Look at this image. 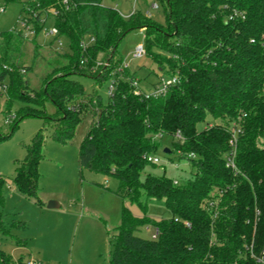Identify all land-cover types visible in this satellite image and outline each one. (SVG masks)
Returning a JSON list of instances; mask_svg holds the SVG:
<instances>
[{
	"label": "trees",
	"instance_id": "16d2710c",
	"mask_svg": "<svg viewBox=\"0 0 264 264\" xmlns=\"http://www.w3.org/2000/svg\"><path fill=\"white\" fill-rule=\"evenodd\" d=\"M155 1L163 22L142 11L123 16L104 0H69L68 7L63 0H28L22 12L29 16L21 18L35 30L34 45L47 24L43 18L54 9L57 39L66 40L67 51L55 50L41 89L34 91L26 75L34 71L40 47L27 67L21 63L24 32L1 35L0 87L7 86L8 104L18 101L24 112L10 121L11 134L30 116L50 125L52 139L65 145L75 138L83 115L94 112L80 146V166L116 179V195L143 214L136 217L123 207L111 264H259L252 256L264 251V0ZM137 29L146 33L145 56L168 78H177L164 96L138 95L135 75L118 57L120 43ZM73 76L99 86L112 80L108 104ZM48 102L56 107L53 115L46 111ZM164 136L190 165L180 179L146 173L157 166L147 158ZM8 138L0 131V144ZM46 140L39 132L16 168L12 181L25 198L40 200ZM232 154L235 167L228 168ZM5 185L0 176V229L6 234ZM151 201L162 202L171 217L149 218ZM148 224H155L156 239L138 235ZM5 255L0 248V264L14 263Z\"/></svg>",
	"mask_w": 264,
	"mask_h": 264
},
{
	"label": "rangeland",
	"instance_id": "374dc122",
	"mask_svg": "<svg viewBox=\"0 0 264 264\" xmlns=\"http://www.w3.org/2000/svg\"><path fill=\"white\" fill-rule=\"evenodd\" d=\"M28 0L6 3L0 0L4 12L0 14L1 35L13 30L23 31L19 19L29 16L22 12ZM155 0H104L107 7L117 9L123 16L133 11L151 14L158 22H163L161 5L154 8ZM54 26L50 18L45 30ZM16 32V31H15ZM44 32V30H43ZM31 35L24 41L21 63L32 66L35 59V46L40 47V56L36 59L34 71L26 75L28 84L34 91L41 89L42 77L47 72V66L56 56V43L53 38L41 34L34 45ZM146 33L142 29L133 30L123 39L118 47V57L127 64L130 72L135 75L140 88L144 92L154 89L161 80L168 81L164 73L145 55L134 58L133 54L142 48L146 49ZM66 47V40H62ZM51 44V45H50ZM36 48V49H35ZM64 51H67L64 48ZM107 63H103L105 65ZM9 67V66H8ZM8 67L6 69H8ZM90 94L96 90L101 96L104 106L108 104L112 80L103 85H96L94 80L83 76H73ZM7 84V82L5 83ZM23 105L16 101L8 104L6 91L0 87V131L9 138L0 144V176L6 179V203L3 210L5 231L0 229V248L14 263L9 264H111L113 253V238L122 222V210L129 207L136 217H142V211L136 204L116 195L118 182L116 179L96 173L80 166V146L87 135L93 121L94 112L83 115L76 136L67 144H60L52 139L53 131L50 125H45L39 118L27 116L22 120L14 133L11 134V122L21 112ZM49 115L56 113L53 103L46 104ZM7 121H9L7 123ZM204 125L200 126V129ZM39 132L46 136L42 150V160L39 165V201L25 198L13 184L16 168L27 154V147ZM173 139L164 136L160 140V148L152 157L159 158L161 164L155 168L148 166L146 173L155 175L166 174L173 179H180L189 174L190 165L179 158L173 151ZM166 150H169L166 153ZM145 175V174H144ZM50 202H56L59 207L49 209ZM148 217L159 222L171 217V212L162 202L149 203ZM149 229V231L147 230ZM157 228L155 224L141 227L138 235L153 239ZM4 257V255H3Z\"/></svg>",
	"mask_w": 264,
	"mask_h": 264
},
{
	"label": "built area",
	"instance_id": "2783aa9c",
	"mask_svg": "<svg viewBox=\"0 0 264 264\" xmlns=\"http://www.w3.org/2000/svg\"><path fill=\"white\" fill-rule=\"evenodd\" d=\"M68 1H69V0H63V4H64L65 6H67V7H68ZM153 7H154V8H158V5H157V4H154ZM4 11H5V10H4V7H0V14L3 13ZM57 15H58V12H57L56 10H54V9H51V10L49 11V16H48L47 18H43V21H44L45 23H47L48 20H49L50 18H55ZM147 15H148L149 17L151 16V14H149V13H148ZM19 22H20V24H21L22 27H23V32H24V34H25L26 37H29L30 34H31V35H34V34H35V30H34L33 26L29 23V21H28L27 19H23V18H21V19H19ZM45 29H46V28H45ZM45 29H44V32H43V33H45V37H46V39H47V37H51V38H53V41H55V43H56V50H57V51H63L64 48H65V47H64V43H63L62 40L57 39V37H58V35H59V32H58V30L55 28V26H53V28L50 29V30H45ZM144 55H145V52H144V50H143L142 48H139V49L133 54L134 58H136V59H140V58H142ZM99 65H102V62L99 63ZM105 65L107 66L108 64H105ZM124 67H128L127 64H124ZM21 73H22V74H26V70H25V69H21ZM176 84H177V78H176V77H173V78L169 79L168 81L161 80V83H160L157 87H154L153 90H151V91H149V92H144V91L140 88L137 79H134L133 82H132V85L135 87L136 93H137L138 95H140V94H144L146 97H150V96H160V95L164 96V95L167 93L168 89H169L170 87H172L173 85H176ZM1 88L3 89L4 92L7 90V86H6V85L3 86V87H1ZM113 91H114V85H113V83H112V84H111V87H110V93H112ZM8 122H9V121H7V123H8ZM236 143H237V136L235 135L234 138H233V140L231 141V146H232L233 148H235V147H236ZM194 157H195V155H190V158H194ZM234 160H235V157H234V154H232V155L228 158V162H227V167H228V168H233V167H235V165H234ZM147 161H148L149 163H154V164H156V165L161 164V160H160L159 158L152 157V155L149 156V157L147 158ZM147 230L149 231L148 228H147ZM157 236H158V230H156V232L153 234L152 237H153V239H156ZM252 257L255 258V259H257V261H258L259 264H264V251L262 252V255H261V256L258 257V256L253 255ZM28 264H37V263L34 262V263H28Z\"/></svg>",
	"mask_w": 264,
	"mask_h": 264
},
{
	"label": "water",
	"instance_id": "95a60500",
	"mask_svg": "<svg viewBox=\"0 0 264 264\" xmlns=\"http://www.w3.org/2000/svg\"><path fill=\"white\" fill-rule=\"evenodd\" d=\"M168 152H169V150H166V153H168ZM58 207H59V205L56 202H50L48 205L49 209H56Z\"/></svg>",
	"mask_w": 264,
	"mask_h": 264
},
{
	"label": "crops",
	"instance_id": "0c3cea01",
	"mask_svg": "<svg viewBox=\"0 0 264 264\" xmlns=\"http://www.w3.org/2000/svg\"><path fill=\"white\" fill-rule=\"evenodd\" d=\"M128 16V15H127Z\"/></svg>",
	"mask_w": 264,
	"mask_h": 264
}]
</instances>
